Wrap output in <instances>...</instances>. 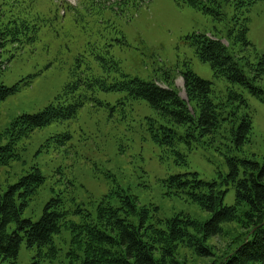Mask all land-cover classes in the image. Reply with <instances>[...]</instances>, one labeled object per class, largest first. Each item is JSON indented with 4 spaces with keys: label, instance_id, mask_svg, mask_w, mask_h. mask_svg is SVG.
<instances>
[{
    "label": "rangeland",
    "instance_id": "obj_1",
    "mask_svg": "<svg viewBox=\"0 0 264 264\" xmlns=\"http://www.w3.org/2000/svg\"><path fill=\"white\" fill-rule=\"evenodd\" d=\"M19 1L28 12V25L17 28L14 43L0 45V84H18L17 91L0 102V131L17 115L39 113L59 96L65 95L70 102L81 99L82 105L74 118L36 129L19 143L20 159L0 170V193L5 184L36 166L45 181L25 211L33 220L41 216L45 202L58 193L73 194L77 203L94 210L109 193L111 205H119L117 192H124L136 198L139 208L155 206L160 218L184 213L206 222L210 213L183 193L173 195L169 188L170 177L196 172L200 179L216 180L218 188L228 189L223 205L235 204L234 186L223 181L229 172L225 156L254 159L260 164L264 160V76L261 81L251 80L263 90L259 94L231 85L214 76L191 42L194 35H221L227 45L222 35L229 25L231 6L223 8L224 19L219 20L184 0H95L115 13L94 6L88 12L67 10L69 6L81 8L84 0ZM13 4V0H0V27ZM248 39L258 57L264 55V0L250 8ZM186 67L211 81L219 96L230 88L246 99L252 129L241 149L227 152L228 139L222 144L218 139L213 145H198L191 151L181 145L178 150L186 155L185 162H175L174 156L152 139L146 118L156 117V113L148 103L131 100L123 90L103 88L134 78L155 80L163 86L168 72L180 97L187 100L180 73ZM94 74L102 82L88 84ZM66 134L70 135L67 140L63 138ZM68 169L77 180L72 192ZM222 229L207 240L211 256L199 257L184 246L178 259L185 264L218 262L235 249L244 232L236 222L224 223ZM60 235L56 239L59 255L41 264L65 262L70 233L63 230ZM35 254L23 241L15 264H31Z\"/></svg>",
    "mask_w": 264,
    "mask_h": 264
},
{
    "label": "trees",
    "instance_id": "obj_2",
    "mask_svg": "<svg viewBox=\"0 0 264 264\" xmlns=\"http://www.w3.org/2000/svg\"><path fill=\"white\" fill-rule=\"evenodd\" d=\"M13 1L6 22L0 27V35L8 33V40L12 42L17 28L28 25V12L19 0ZM184 1L219 20L224 19L222 10L225 6L233 8L226 34L222 35L227 45L222 43L221 35H214L216 38L206 34L194 35L191 42L199 58L210 64L216 78L247 87L252 94L262 93L263 90L252 85L251 80L263 79L264 55L258 57L248 39L249 11L261 0ZM81 6H69L67 10L88 12L94 6L116 12L112 8H102L95 0H84ZM245 50L248 51L242 53ZM180 73L187 100L180 97L174 78L168 72L163 78L165 87L155 80L134 78L110 87L103 85V88L123 90L131 100L148 103L156 113V117L146 118L152 139L173 155L175 162H185L186 155L178 150L181 145L191 151L198 145H213L218 139L222 144L228 139L227 152L233 148L241 149L252 129L246 99L230 88L226 95L219 96L211 81L202 79L189 67ZM100 78L94 74L88 84H99L102 82ZM17 89L18 84L12 87L0 84V102ZM81 105V99L70 102L64 95L39 113H23L13 118L0 131V170L20 159L19 143L24 138L36 129L74 118ZM69 137L67 134L63 136L66 140ZM225 157L229 172L223 181L234 186L235 204L232 206L223 205L228 189L218 188L216 180L204 181L196 172L177 174L169 179L173 195L183 193L211 214L206 222L184 213L160 218L155 206L139 208L136 198L124 192H117L119 205H111L112 194L109 193L99 200L94 210L77 203L73 194L58 193L45 202L41 216L33 220L25 215V211L45 177L38 167H30L14 182L5 184L0 193V264H15L23 241L28 249L36 251L31 264H41L54 255L57 257L60 248L56 239L63 230L70 233L63 264H185L178 259L181 248H190L199 257L211 256L208 238L222 233V225L230 222H236L244 229L242 238L237 240L234 250L211 264H264V160L260 164L254 159ZM66 172L72 192L77 180L71 169Z\"/></svg>",
    "mask_w": 264,
    "mask_h": 264
}]
</instances>
